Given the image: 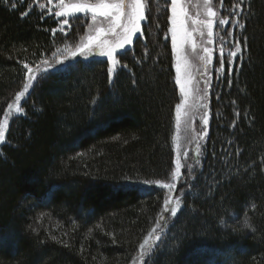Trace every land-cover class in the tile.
<instances>
[{
  "label": "trees",
  "instance_id": "16d2710c",
  "mask_svg": "<svg viewBox=\"0 0 264 264\" xmlns=\"http://www.w3.org/2000/svg\"><path fill=\"white\" fill-rule=\"evenodd\" d=\"M144 2L142 34L111 77L106 58H79L36 72L18 102L0 144V264H264V0H212L207 135L167 217L157 182L174 169L179 102L170 0ZM59 10L0 0V122L29 69L84 34L87 15L69 27Z\"/></svg>",
  "mask_w": 264,
  "mask_h": 264
},
{
  "label": "rangeland",
  "instance_id": "374dc122",
  "mask_svg": "<svg viewBox=\"0 0 264 264\" xmlns=\"http://www.w3.org/2000/svg\"><path fill=\"white\" fill-rule=\"evenodd\" d=\"M97 2L98 0H63L61 4V0H58V5L60 6V10H59L60 12H71L72 5L84 4V3L95 4ZM142 2L145 4L144 0H142ZM209 6L212 7L213 12L216 13V15L213 17H209L207 15V9L204 7V0H178V4H177L178 12L179 9L183 8L187 12L188 17H190V19L185 18V27L187 28V31L191 33V38L189 39L184 37L183 33L178 31L177 49L176 51H173L174 53L173 68L175 72V83L178 89V96H179L178 104H181V109H180L181 115H180V124L179 126H177L176 123V129L174 134V156H175L174 169L172 171L171 177L168 179V183L157 184V186L164 191V195L165 196L167 195L166 199L171 197L173 202L177 198V196L173 192L175 189H168L163 187V185L175 184L176 188L179 187L178 185L180 184L181 180L184 179L186 171L188 172L189 167L187 166L192 162L193 159H196L197 157L198 154L197 147L199 146L200 149V147L202 146V142L206 138L207 129H206V125H204L203 123L204 114L207 113L208 121L211 114L209 107V100H210V91L212 86L213 44L217 37L216 28L218 27V20H217L218 17H217V11L212 3V0H210ZM169 10H170L169 16H171L172 15L171 0L169 3ZM75 14H81V13H75ZM84 14L89 17V20L85 27L84 34L80 36L76 45L74 47H70L69 51L66 52L65 54L56 57L54 61L44 62L36 68L35 67L31 68V72H28L30 73V76H33L35 78L34 74L39 70H42L47 67L50 68L63 67L67 65L69 62L79 58L80 59L81 58L89 59L95 57L106 58L109 62L110 67H113L111 60H109L106 55L101 54V52L106 51V49H101L97 47L95 43H93V45L90 48L84 49L83 51H78V49H82L83 46L88 43L89 36L96 35L97 28H102L105 30L106 34L103 35L101 39L109 41L110 45L114 46L118 39L116 35L107 32V29L109 27V20H106L103 17L98 16L97 19L93 21L92 14L90 12ZM68 17L70 16H64V18L66 19ZM208 19H212L213 21V26L211 29L212 36H208L209 30L207 27L199 23H193V21H203ZM142 25L143 22L141 23V27ZM170 27H173L171 21H170ZM117 32L122 33L123 29H117ZM138 34L139 33L133 34L132 43L126 45L125 46L126 49L134 45L133 42L135 41V38ZM168 34H169V40L172 45V34L169 31ZM193 44H195V48H193L192 46ZM204 48L209 49V52L205 53L203 51ZM117 51L120 53L124 50L117 49ZM72 53H76V54L72 55ZM202 56L209 58L207 63H205V61L200 59V57ZM114 57L117 61L118 55L114 54ZM177 65H179L180 67L179 75L181 77V83L185 84L186 94L181 92L180 85L177 84L176 82ZM117 66L118 63L114 66V70L117 68ZM10 104L13 105V109L9 110L8 108H6L5 113L11 112V115L6 116L4 113L1 122L7 119L9 123L13 115L17 113L15 109L19 107L18 102L15 100ZM185 113H187V115H185ZM176 122H177V115H176ZM7 127L4 129V133H3L4 138L3 140H0V144L5 139ZM178 159L180 161L181 167L179 169V174L174 179L173 173L177 172L176 161ZM181 205L182 203L180 201V207ZM172 206H174V203L165 205V217H167L168 214H171V212L167 211L166 209H169ZM157 232H160V229L155 231L153 234ZM153 234H151L150 236H152ZM159 238L160 236H158V239ZM150 248L151 246L148 244V239H147L146 247L144 248L145 255L148 253ZM135 264H140V261H137Z\"/></svg>",
  "mask_w": 264,
  "mask_h": 264
},
{
  "label": "snow or ice",
  "instance_id": "6c2138e0",
  "mask_svg": "<svg viewBox=\"0 0 264 264\" xmlns=\"http://www.w3.org/2000/svg\"><path fill=\"white\" fill-rule=\"evenodd\" d=\"M63 0H61L62 4ZM49 3H51V0H49ZM178 0H171V12L172 15L169 16V20L171 21L173 27H170L168 29L169 32L172 34V47L173 51H176L177 49V34L178 31L183 33V36L186 38H191V33L187 31V28L185 27V18H189L187 12L185 9L181 8L177 9ZM210 5V0H204V7L207 9V15L209 17H213L216 15L215 12H213L212 7ZM239 7V5H237ZM90 12L92 14V19L95 21L97 17H103L106 20H109V27L107 29L108 33H111L113 35H116L118 37L115 45H110L109 41L102 40L101 37L105 35V30L102 28L96 29V35L95 36H89L88 37V43L83 46L82 49H78V51H83L84 49L90 48L93 43L96 44L97 47L101 49H106V51H102V55H106L109 60H111L113 67L108 68L109 76L111 77L114 72V66L117 64V61L114 57L115 55H119L120 53L117 51V49H123L125 52L127 51L126 45L132 43V37L133 34H142L141 30V23L147 21L146 16V7L145 4L142 2V0H98L95 4H76L71 6V12H55V16L62 17V16H75V13H87ZM230 21L228 19H222L219 20L220 25L228 24ZM234 22V21H233ZM193 23H199L205 27L208 28V36H212V26L213 21L212 19L203 20V21H193ZM63 25H68L69 27L70 22L68 19L63 20ZM241 27H244V25H240ZM117 29H123L122 33H118ZM61 31L63 28L60 29ZM56 29H53V33H56ZM193 48H195V44L192 45ZM241 49L239 47V41H237V47L236 52H239ZM203 51L205 53L209 52V49L204 48ZM236 52L232 53V56L236 55ZM76 53H72V55H75ZM201 60L205 61V63L208 62L209 58L206 57H200ZM225 63H229V61H225L223 58H221V68H223ZM27 67V65H25ZM122 67H126V65H122ZM231 67L229 66L228 71H231ZM217 71H221V69H217ZM29 72H31V69H29ZM180 73V67L177 65V76H176V82L180 85V89L182 93H185V84L181 83V77L179 75ZM34 79L33 76L28 77V82L24 84V91H21L16 94L15 100L17 102H20L22 100V97H25V94L28 92L32 80ZM183 103V102H182ZM7 108L9 110L13 109L12 104H8ZM180 109L181 104L176 105V115H177V126L180 124ZM15 111L22 112L23 108H16ZM6 116L11 115V112H6ZM187 115V113H185ZM204 125L208 124V115L207 113L204 114L203 118ZM235 123V121L233 122ZM8 126V120L5 119L3 122H0V140H3L4 136V129ZM199 146L197 147V152H199ZM181 167L179 159L176 161V169L177 172L173 173V178L179 174V169ZM187 167L191 168V165H188ZM144 183H147L145 181ZM159 183V182H157ZM163 187L168 189H175V184H165ZM170 203H174V206L170 207L169 209H166L167 211H170L172 216H176L178 209L180 207V199L179 197L176 198V200L173 202L171 197L164 200L165 205H169ZM160 219H163V217H160ZM248 226V225H246ZM155 232V229L153 230ZM151 235V234H150ZM158 239V237H157ZM145 245L142 243L140 245L141 249H144ZM143 254V253H142Z\"/></svg>",
  "mask_w": 264,
  "mask_h": 264
}]
</instances>
